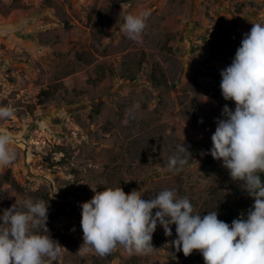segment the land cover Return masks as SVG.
Listing matches in <instances>:
<instances>
[{"label":"rangeland","instance_id":"obj_1","mask_svg":"<svg viewBox=\"0 0 264 264\" xmlns=\"http://www.w3.org/2000/svg\"><path fill=\"white\" fill-rule=\"evenodd\" d=\"M145 11L141 39H130L124 17ZM249 16L264 24V0H0V107L13 111L0 132L16 151L0 166V216L29 198L48 202L49 233L32 231L65 248L59 264H205L198 251H176L174 224L171 236L157 225L163 245L150 254L118 246L81 256V205L93 189H136L145 200L175 189L194 213L216 210L222 220L220 202L235 188L246 194L222 160L211 172L204 157L223 107L235 109L220 72L250 32ZM182 144L192 158L169 171Z\"/></svg>","mask_w":264,"mask_h":264},{"label":"clouds","instance_id":"obj_2","mask_svg":"<svg viewBox=\"0 0 264 264\" xmlns=\"http://www.w3.org/2000/svg\"><path fill=\"white\" fill-rule=\"evenodd\" d=\"M150 15V11L126 15L122 30L139 41ZM247 18L251 30L244 34L230 66L220 72L223 98L234 101L235 109L223 107L224 119L216 121L210 150L214 159L223 161L231 179L254 198L247 218L241 214L229 224L218 218L216 210L196 214L189 199L175 189L148 200L136 189L130 193L121 187L93 189L95 195L81 205V256L94 251L105 257L118 246L130 255L150 254L155 250L152 239L157 225L171 236L174 224L177 238L171 243L185 257L198 251L205 264H264V183L259 175L264 173V24ZM12 115L11 108L0 107V118ZM11 145V135L0 132V166L16 159ZM189 157L188 147L178 145L177 155L169 158V171H183ZM154 166L159 169L158 163ZM23 208L15 203L0 216V264H45L46 258L59 264L65 248L50 235L32 231L42 225L49 233L48 202L29 198Z\"/></svg>","mask_w":264,"mask_h":264},{"label":"trees","instance_id":"obj_3","mask_svg":"<svg viewBox=\"0 0 264 264\" xmlns=\"http://www.w3.org/2000/svg\"><path fill=\"white\" fill-rule=\"evenodd\" d=\"M116 7H118L117 4H116ZM158 79H160V77H158ZM40 95L43 97V100H44V99H48L50 94H48L46 90V91L41 92ZM210 150H211V147L207 146L205 149L204 160L206 161L208 165H210V171L215 172L216 168L214 167L215 165L214 158L211 156ZM259 175H260L262 183H264V173H259ZM232 197H233L232 201L224 200L220 202L221 209L225 211V215L223 216L222 221H225L229 224H231V222L234 219L239 218L240 214L249 208L250 200L252 199V197H250L247 192L246 194L242 195L241 191L236 188L233 189L232 191ZM152 244L155 247L162 248L161 246L163 244H162V240L159 235L153 234Z\"/></svg>","mask_w":264,"mask_h":264}]
</instances>
